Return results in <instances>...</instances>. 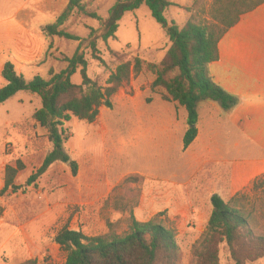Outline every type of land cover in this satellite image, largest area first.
<instances>
[{"label": "rangeland", "instance_id": "1", "mask_svg": "<svg viewBox=\"0 0 264 264\" xmlns=\"http://www.w3.org/2000/svg\"><path fill=\"white\" fill-rule=\"evenodd\" d=\"M69 1L0 0V87L6 83L1 73L7 61L27 80L37 75L48 79L51 71L67 67L65 58L79 47L88 60L89 76L102 85L123 61L140 57L159 64L165 57L170 41L147 5L127 12L116 38L107 42L101 38V23L79 11L61 28L81 41L49 36L43 28L56 21ZM116 2L84 4L87 11L106 19ZM214 5L215 0H172L165 17L182 28L192 16L210 20ZM93 40L101 60L94 56ZM155 79L145 67L132 74L112 97V106H103L94 122L72 117L66 123L69 140L64 147L78 164L77 174L70 162L57 161L30 185L29 177L53 150L47 130L33 118L42 101L21 91L0 104V191L5 167L19 159L25 165L16 178L21 189L0 194V264L29 259L64 264L66 253L55 236L65 226L94 236L108 233L112 223L118 233L126 232L131 214L114 208L119 197L139 221L162 215L176 229L179 264H194L192 247L206 229L211 197L217 193L226 201L231 198L227 187L232 161L251 156L252 148L239 144V131L212 101L199 104L198 136L185 148L186 111L167 99L163 88H153ZM72 81L82 83L79 71ZM220 264H235L225 244ZM248 264H264V258Z\"/></svg>", "mask_w": 264, "mask_h": 264}, {"label": "trees", "instance_id": "2", "mask_svg": "<svg viewBox=\"0 0 264 264\" xmlns=\"http://www.w3.org/2000/svg\"><path fill=\"white\" fill-rule=\"evenodd\" d=\"M85 0H70L56 21L43 28L49 36L65 37L81 41L61 27L75 11L83 12L98 20L103 28L101 38L107 42L116 38L119 22L127 12L147 5L152 17L164 28L170 41L165 57L159 64L145 63L140 57L119 63L111 72L106 85L100 84L88 74V60L81 47L72 57H66L67 67L59 72L51 71L50 77L39 75L27 80L18 73L14 63L7 61L2 69L6 84L0 88V104L21 91L40 97L42 106L34 113L36 123L47 130L53 150L42 166L32 174L27 184H33L57 161L70 162L74 175L78 164L65 151L69 140L66 123L72 117L94 122L103 106H112V97L127 83L132 74H139L145 67L156 75L153 88L161 87L166 98L177 102L186 111V130L183 143L188 148L198 136L203 101L217 102L225 113H230L240 99L217 85L209 72V65L220 59L219 43L241 16L255 10L264 0H215L210 20L192 16L184 27L169 22L165 10L172 0H117L106 19L96 12H89ZM92 31L91 36H94ZM91 47L97 56V41ZM80 72L82 83L72 77ZM25 168L19 159L15 165L5 167L4 186L0 194L17 193L21 185L16 183L20 171ZM259 192V193H258ZM117 198L113 206L121 212H129L131 223L124 233H118L116 225L108 223L109 232L90 236L80 230L65 226L55 236V242L66 253L64 264H179L181 247L177 232L157 215L148 221H139L133 208ZM212 212L205 231L192 247L194 264H220L221 246L225 244L235 264H248L264 258V174L253 180L250 187L236 193L228 201L215 193L211 197ZM20 264H41L29 259Z\"/></svg>", "mask_w": 264, "mask_h": 264}, {"label": "crops", "instance_id": "3", "mask_svg": "<svg viewBox=\"0 0 264 264\" xmlns=\"http://www.w3.org/2000/svg\"><path fill=\"white\" fill-rule=\"evenodd\" d=\"M219 51L220 59L209 65L210 75L240 99L227 117L239 131V144L252 148L251 156L232 161L230 198L264 174V3L241 16L220 41Z\"/></svg>", "mask_w": 264, "mask_h": 264}]
</instances>
